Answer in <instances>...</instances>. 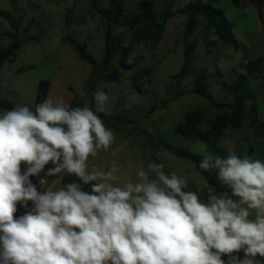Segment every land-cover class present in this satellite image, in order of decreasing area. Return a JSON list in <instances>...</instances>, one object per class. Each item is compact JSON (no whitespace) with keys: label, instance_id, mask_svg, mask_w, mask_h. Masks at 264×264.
Returning <instances> with one entry per match:
<instances>
[{"label":"clouds","instance_id":"1","mask_svg":"<svg viewBox=\"0 0 264 264\" xmlns=\"http://www.w3.org/2000/svg\"><path fill=\"white\" fill-rule=\"evenodd\" d=\"M93 98L95 112L51 99L34 111L0 109V264H264V162L204 156L200 170L230 190L219 194L203 177L190 190L163 164L137 170L135 181L116 166L89 170L115 139L97 115L109 114V96L97 89ZM49 164L47 177L79 182L38 191L30 177Z\"/></svg>","mask_w":264,"mask_h":264},{"label":"rangeland","instance_id":"2","mask_svg":"<svg viewBox=\"0 0 264 264\" xmlns=\"http://www.w3.org/2000/svg\"><path fill=\"white\" fill-rule=\"evenodd\" d=\"M141 0H122L127 14L132 16ZM158 13L157 24L151 28L139 25L128 31L123 23L114 26L115 34L128 31L126 45L129 46L137 31L153 34L132 48L128 63L130 70H122L119 82H100L95 90H103L109 101V114L97 113L105 126L114 132L115 139L107 151L89 158V170H110L118 168V175L135 181L137 170H147L149 163L164 165L166 174L175 172L179 176L199 175L190 160L181 158L165 145L206 156L212 155L202 141L187 139L177 132L185 116L192 111L203 113L202 130L209 129L217 118L228 110L216 108L210 101L192 92L201 70L205 71L204 83L209 93L218 102H231L226 88L239 74L247 73L248 61L254 62L250 74L251 86L255 90L258 113L264 121V11L250 0H243L236 7L232 0L214 3L224 11L233 24V33L239 42L235 49L221 41L202 23L186 40L184 26L186 16L177 11L187 0H176L172 5V17L165 13L170 0H154ZM207 1V0H203ZM99 6H107L108 0H97ZM0 9L9 12L17 28L13 29L8 20L0 18V48H6L18 36L21 47L17 56L7 59L0 71V97L12 101L16 106H28L33 111L39 84L42 80L51 82L48 99L63 100L70 106L73 101L87 105L94 112L95 101L89 92L88 81L92 66L83 60L76 49L66 40L71 36L86 44L94 59L101 63L105 55L106 21L98 14L92 0H0ZM194 47L193 69L183 81L173 79L184 64L185 44ZM120 54L112 67H119ZM262 58V62H257ZM81 92L85 93L81 95ZM123 118L126 126H120L116 118ZM250 121L241 128H230L245 135ZM230 133V134H232ZM247 144V143H246ZM248 149V145L247 144ZM221 146V145H220ZM251 150L249 151V153ZM246 153L239 151L244 158ZM45 166L40 176L30 177L38 191L47 187H63L62 177H47ZM154 178V173H150ZM44 180V185L40 180ZM230 191V190H229ZM29 202V207H31ZM16 216L25 209L18 204Z\"/></svg>","mask_w":264,"mask_h":264},{"label":"trees","instance_id":"3","mask_svg":"<svg viewBox=\"0 0 264 264\" xmlns=\"http://www.w3.org/2000/svg\"><path fill=\"white\" fill-rule=\"evenodd\" d=\"M176 0H170L167 5L165 17L168 19L173 16L172 5ZM219 0H187L177 13L186 16L184 26V35L187 40L195 30L204 23L208 31H212L224 43L231 45L233 48H239V42L233 33V24L225 16L224 11L217 9L214 3ZM260 10L264 6V0H250ZM236 7L243 5V0H232ZM93 6L96 8L98 14L106 21L105 31V55L101 63L97 62L91 53L88 52L86 44L76 41L71 36H67L66 40L76 49L79 56L87 61L92 66L91 77L88 81L89 92L94 102L93 94L96 86L100 82L110 83L119 82L122 78V70H130L133 65L128 63V58L132 48L137 43L142 42L148 38H152L153 34L142 33L137 31L133 36L129 46L126 45L127 32L135 29L139 25H145L151 28L157 24L158 13L155 7L154 0H141L135 7V13L130 16L124 7L122 0H108L107 6H99L97 0H92ZM0 18L8 20L13 29L17 28L11 14L5 10L0 11ZM127 24L129 30L115 34L114 26ZM21 47V41L18 36L6 48H0V71L4 62L7 59H12L17 56V52ZM122 54L118 60L119 67H112L117 57ZM193 55L194 47L190 43L185 44L184 64L180 72L173 76V79L181 82L193 69ZM263 59L259 58L257 62H262ZM254 71V62L248 61L247 73L239 74L236 80L227 86V98L232 97L231 102H218L209 93V86L204 83L205 71L201 70L196 79V86L192 92L208 99L212 105L221 110H228L229 113H223L212 126L207 130H202L200 125L203 119V113L199 111H192L185 116L182 124L177 128V132L187 139L194 141L204 142L208 150L213 156L227 157L228 153L225 149L221 148L218 144L219 137L223 132L229 128H240L246 120L250 121V126H255L259 122V113L256 103L255 90L251 86L250 74ZM1 86V83H0ZM51 89V82L42 80L39 84V89L36 98V105L48 99ZM82 107L81 103L73 101L70 107ZM16 105L5 98L0 97V109L11 110ZM118 125L126 126L123 118H116ZM165 147L175 155L190 160L195 164L197 170L207 179L209 185L213 186L216 194L227 191L226 186L222 185L216 177V172H202L199 168V163L204 156L195 154L188 149H178L169 145ZM26 165L22 164V171ZM73 181L79 182L78 178L72 175L63 174L62 184H68ZM84 191H91V185H82ZM206 198V195H205Z\"/></svg>","mask_w":264,"mask_h":264},{"label":"crops","instance_id":"4","mask_svg":"<svg viewBox=\"0 0 264 264\" xmlns=\"http://www.w3.org/2000/svg\"><path fill=\"white\" fill-rule=\"evenodd\" d=\"M262 8H263L262 10L264 11V6ZM3 10L5 9H0V11ZM259 115L261 117L263 116V113H259ZM260 117H259V122L255 126L248 125L246 127L244 136L238 134L240 133V131L237 132V134H233L236 132L232 133L230 128L225 130L217 141L219 146L221 145L220 147L225 149L230 154L235 153L236 155H238L239 151H241V153H246L245 155L247 157H250L252 159H259L261 160V162H264V121L262 122ZM246 143L249 144L248 149L247 146H245ZM250 150L251 152L249 153ZM197 172L199 173V175L192 174L190 176H184L188 181L190 190L196 189L195 181L199 180L201 177L205 178L198 170ZM227 191L230 192L228 188ZM201 198L206 200L205 194L202 193ZM243 255H244L243 252H241L240 253L241 258H243ZM222 259L226 261L227 256H223ZM255 259L257 261H260L262 258L256 257Z\"/></svg>","mask_w":264,"mask_h":264}]
</instances>
